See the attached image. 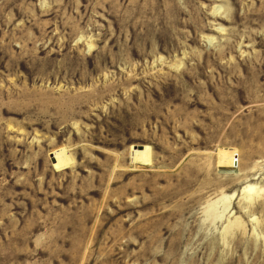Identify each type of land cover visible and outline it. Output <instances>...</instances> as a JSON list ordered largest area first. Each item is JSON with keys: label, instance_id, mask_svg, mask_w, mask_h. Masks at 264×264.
Returning <instances> with one entry per match:
<instances>
[{"label": "rangeland", "instance_id": "obj_1", "mask_svg": "<svg viewBox=\"0 0 264 264\" xmlns=\"http://www.w3.org/2000/svg\"><path fill=\"white\" fill-rule=\"evenodd\" d=\"M0 264H264V0H0Z\"/></svg>", "mask_w": 264, "mask_h": 264}, {"label": "bare ground", "instance_id": "obj_2", "mask_svg": "<svg viewBox=\"0 0 264 264\" xmlns=\"http://www.w3.org/2000/svg\"><path fill=\"white\" fill-rule=\"evenodd\" d=\"M139 146H141V145H139ZM235 156H236V155H235ZM237 159H238V158H236V160H237ZM236 162H237V161H236ZM247 189L249 190V189H251V187H248ZM247 189H246V190H247Z\"/></svg>", "mask_w": 264, "mask_h": 264}]
</instances>
